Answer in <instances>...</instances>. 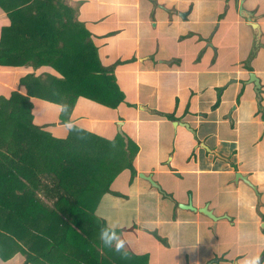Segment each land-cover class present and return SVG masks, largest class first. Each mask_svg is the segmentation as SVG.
Here are the masks:
<instances>
[{
  "label": "crops",
  "instance_id": "0c3cea01",
  "mask_svg": "<svg viewBox=\"0 0 264 264\" xmlns=\"http://www.w3.org/2000/svg\"><path fill=\"white\" fill-rule=\"evenodd\" d=\"M64 3L89 32L102 64L114 65L123 95L116 107L80 97L69 114L74 129L120 151L93 148L86 155L104 175L111 164L120 170L111 193L97 198L95 216L116 226L138 264H244L252 257L264 264V0ZM243 13L253 14L258 30ZM11 26L9 13L0 8V44ZM2 68L22 72L20 80L30 73L61 77L49 66ZM251 73L260 81L259 95ZM13 91L27 89L20 84ZM32 100L42 128L67 138L61 105ZM118 133L127 148L130 141L137 147L135 177ZM141 173L150 174L160 189ZM237 173L257 190L236 179ZM188 203L207 206L219 219L179 205ZM22 244L33 259L16 251L0 257V264H48L41 249ZM73 250L67 261L53 264H75Z\"/></svg>",
  "mask_w": 264,
  "mask_h": 264
},
{
  "label": "trees",
  "instance_id": "16d2710c",
  "mask_svg": "<svg viewBox=\"0 0 264 264\" xmlns=\"http://www.w3.org/2000/svg\"><path fill=\"white\" fill-rule=\"evenodd\" d=\"M64 2L0 0L12 21L2 33L0 66H49L61 74L30 73L20 81L26 94L0 96V257L6 260L20 251L33 259L24 243L32 251L41 249L48 264L67 261L73 249L75 264H138L126 245L127 259L104 247L99 232L107 225L94 213L97 198L111 193L120 170L111 164L104 175L95 170L100 164L89 163L86 155L93 148L106 154L120 151L85 129L73 128L65 139L55 137L35 120L32 98L66 105L62 123L69 121L80 97L110 107L123 101L114 65L102 64L89 32ZM219 102L220 96L216 105ZM118 140L122 154H129L127 167L135 177L137 147L130 141L127 148L119 133Z\"/></svg>",
  "mask_w": 264,
  "mask_h": 264
},
{
  "label": "clouds",
  "instance_id": "9594fccd",
  "mask_svg": "<svg viewBox=\"0 0 264 264\" xmlns=\"http://www.w3.org/2000/svg\"><path fill=\"white\" fill-rule=\"evenodd\" d=\"M66 109V105L60 106L61 111H65ZM64 127L68 130H72L74 128V124L71 120H69L65 122ZM99 238L104 247L112 249L122 258H128L129 253L125 248V241L120 238L119 234L116 231L115 225L102 227L99 232ZM258 259V257L246 258L244 260V264H258Z\"/></svg>",
  "mask_w": 264,
  "mask_h": 264
},
{
  "label": "water",
  "instance_id": "95a60500",
  "mask_svg": "<svg viewBox=\"0 0 264 264\" xmlns=\"http://www.w3.org/2000/svg\"><path fill=\"white\" fill-rule=\"evenodd\" d=\"M243 16L246 17L247 20H248L250 23H252V25L254 26L255 30H258V29H259L258 24L254 23L255 21H254V16H253L252 13H243ZM250 81H251V82H254V84H255V86H256V91H257V93H258V95H259V94H260V89H261V84H260L259 79L256 77V75H255L254 73H251V74H250ZM121 133H122V131H121ZM140 176H141L142 178H145L146 180H148V182H150V184H151L153 187H155V188H157V189H160L159 185H158L156 182H154V181L152 180V177H151L150 174L146 175V174L141 173ZM236 179H241V180H243L246 184H248L249 186H251L254 190H257V187H256L255 185H253V184L248 180V178H247L246 176H244V175H242V174H240V173H237V174H236ZM179 205H180V207L183 208V209L192 210V211H198V212H200V213H202V214H204V215L210 217V218L213 219L214 221H216L217 219H219V218H217V217L213 214L212 210H209V209H208L207 206L204 207V208L197 209V208H195V207L192 205V203H188V204H186V205H184V204H179Z\"/></svg>",
  "mask_w": 264,
  "mask_h": 264
},
{
  "label": "rangeland",
  "instance_id": "374dc122",
  "mask_svg": "<svg viewBox=\"0 0 264 264\" xmlns=\"http://www.w3.org/2000/svg\"><path fill=\"white\" fill-rule=\"evenodd\" d=\"M0 95L10 96L13 90H18L21 81L18 77L22 75L19 73H7L5 69L0 70ZM13 72V71H12ZM26 92V91H25ZM37 100L40 98H36ZM34 102V101H33ZM38 109V108H37Z\"/></svg>",
  "mask_w": 264,
  "mask_h": 264
}]
</instances>
